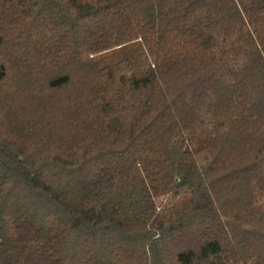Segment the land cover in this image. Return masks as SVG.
I'll return each instance as SVG.
<instances>
[{
  "label": "trees",
  "instance_id": "16d2710c",
  "mask_svg": "<svg viewBox=\"0 0 264 264\" xmlns=\"http://www.w3.org/2000/svg\"><path fill=\"white\" fill-rule=\"evenodd\" d=\"M0 264H264V0H0Z\"/></svg>",
  "mask_w": 264,
  "mask_h": 264
}]
</instances>
